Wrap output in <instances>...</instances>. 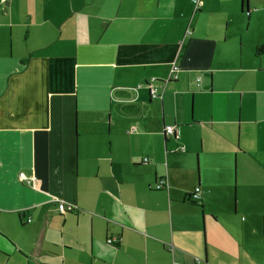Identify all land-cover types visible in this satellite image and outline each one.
<instances>
[{"label":"crops","instance_id":"crops-1","mask_svg":"<svg viewBox=\"0 0 264 264\" xmlns=\"http://www.w3.org/2000/svg\"><path fill=\"white\" fill-rule=\"evenodd\" d=\"M261 46L264 0H0V264H264Z\"/></svg>","mask_w":264,"mask_h":264},{"label":"built area","instance_id":"built-area-1","mask_svg":"<svg viewBox=\"0 0 264 264\" xmlns=\"http://www.w3.org/2000/svg\"><path fill=\"white\" fill-rule=\"evenodd\" d=\"M2 1H5V0H2ZM192 3H194L195 5L197 4V0H191ZM179 71V68L176 66V65H173L171 67V71H170V74H169V78H168V81H171V80H176L177 79V73ZM148 88H149V93H150V96L152 98H157L158 97V90L156 89L155 86L153 85H148ZM165 132L166 134L168 135H172L173 134V128L172 127H167L165 129ZM19 180L21 181H24V182H29L28 179L23 175V174H20L19 175ZM34 180V179H33ZM165 182L163 181H160L159 183L156 184L155 186V189L157 190H160L162 189L163 187H165ZM190 199L195 203V204H200L201 203V192H200V189L199 188H196L191 194H190ZM58 210L60 213H66V212H72L74 210V207L72 205H65L63 203L59 204L58 205ZM112 240H108L107 243L108 244H112Z\"/></svg>","mask_w":264,"mask_h":264},{"label":"trees","instance_id":"trees-1","mask_svg":"<svg viewBox=\"0 0 264 264\" xmlns=\"http://www.w3.org/2000/svg\"><path fill=\"white\" fill-rule=\"evenodd\" d=\"M256 53H257V55L264 54V46H261V47L257 48L256 49Z\"/></svg>","mask_w":264,"mask_h":264},{"label":"rangeland","instance_id":"rangeland-1","mask_svg":"<svg viewBox=\"0 0 264 264\" xmlns=\"http://www.w3.org/2000/svg\"><path fill=\"white\" fill-rule=\"evenodd\" d=\"M262 225H263V223H262Z\"/></svg>","mask_w":264,"mask_h":264}]
</instances>
